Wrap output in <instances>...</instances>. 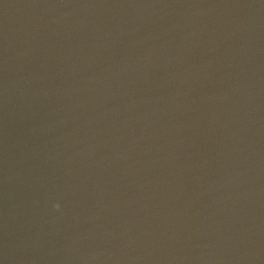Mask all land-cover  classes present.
I'll return each mask as SVG.
<instances>
[{"label":"water","instance_id":"obj_1","mask_svg":"<svg viewBox=\"0 0 264 264\" xmlns=\"http://www.w3.org/2000/svg\"><path fill=\"white\" fill-rule=\"evenodd\" d=\"M0 264H264V0H0Z\"/></svg>","mask_w":264,"mask_h":264},{"label":"clouds","instance_id":"obj_2","mask_svg":"<svg viewBox=\"0 0 264 264\" xmlns=\"http://www.w3.org/2000/svg\"><path fill=\"white\" fill-rule=\"evenodd\" d=\"M53 207L55 208V209H60L61 207H62V205H61V203L60 202H56L54 205H53Z\"/></svg>","mask_w":264,"mask_h":264}]
</instances>
